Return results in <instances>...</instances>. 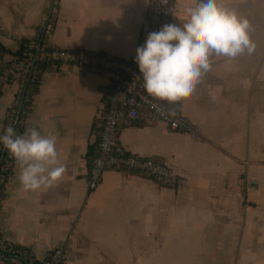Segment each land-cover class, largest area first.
Instances as JSON below:
<instances>
[{
	"label": "crops",
	"instance_id": "crops-1",
	"mask_svg": "<svg viewBox=\"0 0 264 264\" xmlns=\"http://www.w3.org/2000/svg\"><path fill=\"white\" fill-rule=\"evenodd\" d=\"M174 17L189 0H174ZM245 16L251 53L213 56L191 93L166 99L200 138L163 122L121 127L128 151L162 160L176 185L106 168L86 185L88 146L98 140L107 74L46 64L24 118L54 132L65 172L53 185L22 189L14 160L0 200V237L41 258L63 247V264H264V0H221ZM148 0H0V46L12 59L23 40L133 58ZM0 91V127L17 89ZM0 264H2L0 262Z\"/></svg>",
	"mask_w": 264,
	"mask_h": 264
},
{
	"label": "built area",
	"instance_id": "built-area-1",
	"mask_svg": "<svg viewBox=\"0 0 264 264\" xmlns=\"http://www.w3.org/2000/svg\"><path fill=\"white\" fill-rule=\"evenodd\" d=\"M174 9V0H148L147 10L140 20L136 46L143 44L147 32L173 21ZM20 45V51L12 59L5 63L0 60V91L13 80L18 84L14 99L3 116L0 131L5 125L13 126L26 83L34 77L35 65L55 63L71 68L96 67L107 74L108 93L103 100L96 153L87 169L88 189L98 185L102 172L109 167L146 174L165 185H176V178L168 164L154 157L130 152L117 140L119 129L136 121H161L170 130L192 139L200 138L199 126L184 116L178 107L172 106L164 98L157 99L146 93L133 58L123 60L97 50L58 47L36 38L23 40ZM14 160L0 144V185L4 187ZM3 192L4 188L0 189V200ZM64 259L65 251L61 246L52 248L45 256L38 258L30 248L0 237L2 264H34V261L35 264H63Z\"/></svg>",
	"mask_w": 264,
	"mask_h": 264
},
{
	"label": "clouds",
	"instance_id": "clouds-1",
	"mask_svg": "<svg viewBox=\"0 0 264 264\" xmlns=\"http://www.w3.org/2000/svg\"><path fill=\"white\" fill-rule=\"evenodd\" d=\"M183 16L145 35L134 61L150 97L176 99L191 93L213 56L251 53L249 21L221 0H189ZM56 134L35 127L17 133L11 125L0 131V144L18 165L17 179L25 191L47 188L65 172L58 159Z\"/></svg>",
	"mask_w": 264,
	"mask_h": 264
},
{
	"label": "trees",
	"instance_id": "trees-1",
	"mask_svg": "<svg viewBox=\"0 0 264 264\" xmlns=\"http://www.w3.org/2000/svg\"><path fill=\"white\" fill-rule=\"evenodd\" d=\"M39 37H40V32H38L36 40H39ZM20 48H21V45L15 51V54H18V52L20 51ZM4 53H5L4 48L2 46H0V60H2V62L5 63L8 60H5L3 58ZM45 65H46L45 63H40V64L35 65V67L33 69L34 77L26 83V86L24 88L23 100H22V103H21V105L19 107L16 120L13 123V126H12L16 130L17 133H20L22 128H23L24 118H25V116H26V114H27V112H28V110L30 108V105L32 103L33 95L35 94V92H36V90L38 88L40 72H41V70L43 69V67ZM96 149H97V142L88 146V149H87V152H86V159H87V163L88 164H90V162L92 161V159H93V157H94V155L96 153ZM4 154H5V151H4ZM11 169H12V167H11ZM11 169L7 173V177L8 178L10 176ZM143 175H146V174H143ZM146 176H148V175H146ZM148 177H150V176H148ZM150 178H152V177H150ZM156 181L159 182L160 184H163L162 182H160L158 180H156ZM3 188H4V186L0 185V189L3 190ZM35 263L36 262L34 261V264Z\"/></svg>",
	"mask_w": 264,
	"mask_h": 264
}]
</instances>
